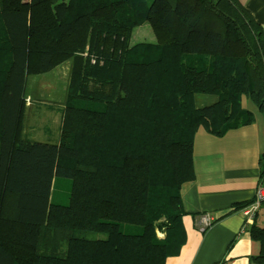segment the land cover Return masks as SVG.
Listing matches in <instances>:
<instances>
[{
    "label": "trees",
    "instance_id": "trees-1",
    "mask_svg": "<svg viewBox=\"0 0 264 264\" xmlns=\"http://www.w3.org/2000/svg\"><path fill=\"white\" fill-rule=\"evenodd\" d=\"M145 22L157 42L131 45ZM68 60L59 142L25 138L28 78ZM244 98L264 115V30L240 0H0V264H166L196 132L251 124Z\"/></svg>",
    "mask_w": 264,
    "mask_h": 264
},
{
    "label": "crops",
    "instance_id": "crops-1",
    "mask_svg": "<svg viewBox=\"0 0 264 264\" xmlns=\"http://www.w3.org/2000/svg\"><path fill=\"white\" fill-rule=\"evenodd\" d=\"M240 2L264 30V0ZM64 63L68 65L62 67ZM64 63L44 75L58 70L55 76L59 79L66 69L70 73L71 61ZM217 101L216 95L195 96L199 108ZM243 106L254 114L251 124L232 129L222 136L206 129L201 130L203 126L196 132L193 151L195 179L185 182L181 189L186 212L183 221L187 242L180 254L169 257L166 264H257L252 261V257L260 253L261 246L251 236L250 228L253 224L245 225V217L239 205L254 200L261 182L259 159L264 152V115L248 98L243 99ZM63 108L64 101L62 107L55 110L62 118ZM46 111L48 114L49 110ZM50 115L58 120L59 115ZM60 122L56 136L46 135L36 140L59 142L62 120ZM204 214L214 217L211 227L202 225L201 217ZM254 224L264 226V206L259 210Z\"/></svg>",
    "mask_w": 264,
    "mask_h": 264
},
{
    "label": "rangeland",
    "instance_id": "rangeland-1",
    "mask_svg": "<svg viewBox=\"0 0 264 264\" xmlns=\"http://www.w3.org/2000/svg\"><path fill=\"white\" fill-rule=\"evenodd\" d=\"M140 42H157V36L149 22L136 26L132 31L130 44L135 45ZM66 65L68 64L64 63L62 67ZM57 72L55 71L47 76L41 74L28 78L27 91L31 97H28L26 101L29 109H26L27 118L23 129L25 138L36 140L44 138L46 135H52L54 137L57 134V125L59 126L61 123L62 115L55 110L62 107V103L65 100L69 71L66 69V72L59 79L55 76ZM42 108L43 110H41ZM46 110H49L48 114H46ZM51 110L54 111L50 112ZM50 114L59 115L58 120L55 117H51ZM203 128L201 130H205ZM158 235L163 238L165 233L159 231Z\"/></svg>",
    "mask_w": 264,
    "mask_h": 264
},
{
    "label": "built area",
    "instance_id": "built-area-1",
    "mask_svg": "<svg viewBox=\"0 0 264 264\" xmlns=\"http://www.w3.org/2000/svg\"><path fill=\"white\" fill-rule=\"evenodd\" d=\"M96 59L92 58V63H95ZM264 204V182L258 186L254 200L242 206L240 211L245 217V225H252L256 220V216ZM214 222V217L209 214H204L201 217V223L204 227H211Z\"/></svg>",
    "mask_w": 264,
    "mask_h": 264
}]
</instances>
